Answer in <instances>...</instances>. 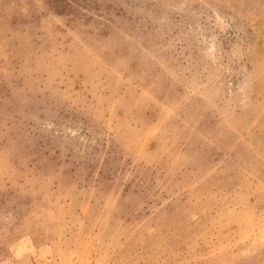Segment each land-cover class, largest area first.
I'll return each mask as SVG.
<instances>
[{"label":"rangeland","instance_id":"374dc122","mask_svg":"<svg viewBox=\"0 0 264 264\" xmlns=\"http://www.w3.org/2000/svg\"><path fill=\"white\" fill-rule=\"evenodd\" d=\"M0 264H264V0H0Z\"/></svg>","mask_w":264,"mask_h":264}]
</instances>
